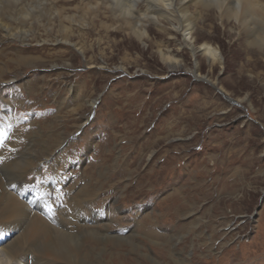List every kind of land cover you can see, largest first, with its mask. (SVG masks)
<instances>
[{
  "label": "rangeland",
  "instance_id": "obj_1",
  "mask_svg": "<svg viewBox=\"0 0 264 264\" xmlns=\"http://www.w3.org/2000/svg\"><path fill=\"white\" fill-rule=\"evenodd\" d=\"M84 2L58 6L88 18ZM1 16L16 25L20 13ZM57 25L46 37L34 20L25 43L0 28L1 66L40 59L0 74V148L31 152L22 185L37 195L16 233L0 219L7 244L39 222L78 237V264H264V56L217 21L198 32L222 63L201 58L198 78L183 46L177 67L161 60L155 44L169 37L155 25L145 42Z\"/></svg>",
  "mask_w": 264,
  "mask_h": 264
},
{
  "label": "bare ground",
  "instance_id": "obj_2",
  "mask_svg": "<svg viewBox=\"0 0 264 264\" xmlns=\"http://www.w3.org/2000/svg\"><path fill=\"white\" fill-rule=\"evenodd\" d=\"M63 1L68 3L75 0ZM59 3L60 0H0V18L5 9L20 13L16 25H8L0 19V28L8 38L25 43L29 36L35 39L38 37L39 33L32 26L34 20L35 24L44 29L46 37L52 35L56 23L60 27L59 33L63 34L69 29L64 26V21L72 23L79 20L82 26L89 25L92 28L97 25L101 39L125 31L131 39L145 42L151 40L152 26L155 25L159 28L156 33L169 37V40L162 38L159 44H155L161 60L170 68L177 67L182 63L184 51L180 47L183 46L196 59L199 57L190 70L196 77L202 78L200 59L205 58L210 66L219 65L222 63L223 53L211 39H202L198 30L209 27L208 31L212 33L219 21L224 28L233 24L234 27L229 29L231 36L235 34L243 38L248 49L264 56V0H88L83 3L85 13L89 14L88 18L86 15L80 16L81 14L67 15L66 9L58 6ZM174 41H179L178 48L171 47ZM36 60L40 59L31 55L10 58L5 66L0 64V74L9 71L11 64L19 67L22 64H33ZM27 151L14 148L6 150L4 146L0 148V185H4V192H0V219L12 218L17 223L16 229L19 225L23 226L31 215L30 205L34 202L33 197L37 196L31 189V183L22 185L28 166L33 162L31 152ZM9 190L20 194L19 199ZM20 197L23 199L20 200ZM48 199L44 198L45 201ZM37 209L43 213V209L39 207L33 208L34 213ZM34 221L38 222L39 219L35 218ZM19 229L20 227L14 233ZM11 234L2 233L0 238V264H53L46 257H56L69 264L80 262L77 261L79 256H76L79 253L76 248L78 237L70 232L57 227L52 228V231H45L38 222L36 228L33 227L22 238L7 244Z\"/></svg>",
  "mask_w": 264,
  "mask_h": 264
},
{
  "label": "water",
  "instance_id": "obj_3",
  "mask_svg": "<svg viewBox=\"0 0 264 264\" xmlns=\"http://www.w3.org/2000/svg\"><path fill=\"white\" fill-rule=\"evenodd\" d=\"M262 204H263V198H262V200L260 202V205L257 207V211L261 208Z\"/></svg>",
  "mask_w": 264,
  "mask_h": 264
},
{
  "label": "snow or ice",
  "instance_id": "obj_4",
  "mask_svg": "<svg viewBox=\"0 0 264 264\" xmlns=\"http://www.w3.org/2000/svg\"><path fill=\"white\" fill-rule=\"evenodd\" d=\"M0 238H2V233H0Z\"/></svg>",
  "mask_w": 264,
  "mask_h": 264
}]
</instances>
